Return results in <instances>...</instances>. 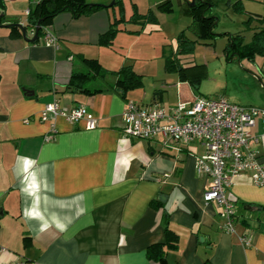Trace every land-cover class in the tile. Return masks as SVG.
I'll return each instance as SVG.
<instances>
[{
	"label": "crops",
	"instance_id": "crops-1",
	"mask_svg": "<svg viewBox=\"0 0 264 264\" xmlns=\"http://www.w3.org/2000/svg\"><path fill=\"white\" fill-rule=\"evenodd\" d=\"M4 1L3 24L25 25L26 11V17L13 11L17 0ZM85 1L108 5L110 0ZM166 1L165 6L157 7ZM236 1L217 3L234 15L228 16L229 22L219 17L215 39L241 33L247 43L253 29L245 20L264 19V0H239L242 10L232 7ZM194 2L152 0L145 11L138 6L136 9L140 13L153 10L155 22L148 23L159 25V16L173 15L177 5L180 20L195 38L181 29L175 52L179 33L197 39L198 29L189 10ZM7 4L13 12H7ZM123 8L127 19L132 12L128 14L124 0ZM118 15L115 3L77 17L68 10L57 13L45 26L58 46L44 44V34L39 42L30 43L18 31L0 26V264H264V210L258 209L264 206V186L254 184L251 172L236 177L226 191L234 201L236 215L234 231L226 232L221 207L203 198L211 180L195 169V156L204 152L201 144L191 142L179 147L171 142L164 144L160 135L140 139L122 134L121 113L128 100L170 106L200 95L191 94V78L165 68V49L157 56L162 60L158 64L165 73L179 76L173 81L175 98L163 103V89L157 82L146 87V74L136 67L141 49L131 55L124 47L129 49L151 32H145L147 22L122 24L112 45H100V34ZM255 26L253 21L251 27ZM245 30L251 32L248 41ZM33 33L26 29L27 36ZM215 39L196 45L213 44ZM226 48L227 61L238 60L236 56L229 59L231 51ZM193 53L182 56L181 62L186 58L193 64H203L201 80L208 76V66L191 59ZM82 57L96 59L108 71L131 64L143 75V85L127 90L124 96L114 87L113 75L95 76L81 86H71V72L85 67ZM243 60L247 59L238 61ZM260 64L264 77V60ZM98 85L102 89L99 92L84 89ZM146 88L151 89L150 96ZM54 100L66 108L84 105L95 119V128H85L84 120L69 122L61 116L40 120L43 107ZM52 126L53 137L46 140ZM261 131L257 120L249 134L254 137ZM250 147L264 162L260 145L251 140ZM159 193L166 195L164 201L157 198ZM153 200L159 202L158 207L151 206ZM165 214L176 235V246L165 243ZM243 238L248 240L247 245ZM156 243L163 244L164 262L147 255V248Z\"/></svg>",
	"mask_w": 264,
	"mask_h": 264
},
{
	"label": "built area",
	"instance_id": "built-area-1",
	"mask_svg": "<svg viewBox=\"0 0 264 264\" xmlns=\"http://www.w3.org/2000/svg\"><path fill=\"white\" fill-rule=\"evenodd\" d=\"M34 5L41 0H28ZM30 7L26 9L28 14ZM44 44L58 46L56 37L48 26L43 27ZM61 116L69 122L84 120L85 128H95V119L84 105L62 107L57 100L47 103L40 112V120ZM121 132L130 138L149 139L155 135L163 143H174L184 147L198 142L204 148L195 156V169L199 175H208L211 183L204 192L206 202L217 203L226 216L224 229L234 231V201L227 195V189L243 172H251L256 186H264V162L258 151L250 147V141L264 150V107L240 105L228 101L221 95L198 96L193 100H180L164 106L158 102L141 103L128 100L125 103ZM259 120L260 134L251 137L249 129ZM50 134L45 139L53 137ZM247 245L249 242L243 238Z\"/></svg>",
	"mask_w": 264,
	"mask_h": 264
},
{
	"label": "trees",
	"instance_id": "trees-1",
	"mask_svg": "<svg viewBox=\"0 0 264 264\" xmlns=\"http://www.w3.org/2000/svg\"><path fill=\"white\" fill-rule=\"evenodd\" d=\"M222 0H195L194 4L189 7L192 16V24L198 29L197 39L192 40L187 38L184 32L179 33L177 37V49L175 52L165 56V68L168 71H177L179 75L185 79H190L192 84L198 85L200 79L199 76L203 70V64H193L192 60L186 61L184 64L181 62L182 56L191 55L195 49V45L198 42L206 43L215 39L218 35L214 32V28L217 24V17L213 14V9L218 2ZM168 2L160 3L157 7H163ZM115 5L119 7L118 17H114L111 21L109 28L100 34L98 43L102 46L112 45L114 38L119 30H121L122 24L132 23L142 25L145 22H155V16L153 10H148L146 13H140L136 9V5L132 4V14L126 19L124 16L123 0H116ZM101 7H105L100 4H91L85 0H41L34 5H30V11L27 14V22L24 25L25 29L34 30L37 21L41 20V27L38 32L40 41L44 31L43 27L50 24L52 18L59 12L68 10L74 17L80 15H87L94 10ZM232 7L235 10H242V5L240 1L237 0L233 3ZM6 21L5 16V1L0 0V24ZM255 21L256 26L251 27V23ZM248 27L253 29V34L251 40L247 43L243 42V35L241 33L228 34L227 51H231L228 55L229 59H233L234 56L238 60L247 59L249 61H254L256 56L264 57V19L254 20L248 17L244 22ZM9 24V23H7ZM9 28L12 31L21 32L20 28L15 22ZM139 30H135L138 32ZM132 32V31H129ZM81 61L85 64L84 69L73 70L70 75L69 84L71 86H81L85 80L92 77H101L107 75L115 76L114 87H118L121 95L127 90L135 89L143 85V75L137 72L131 64H126L121 66L115 71H108L103 69L96 59L82 57ZM191 75L193 77H191ZM262 85H264V77L260 75ZM111 86V85H110ZM84 88V86H83ZM86 92L94 93L99 92L102 89L100 85L96 87L84 88ZM159 202L153 200L151 206L158 207ZM258 209L264 210V206H258ZM236 215L234 214V221ZM169 219L168 215L164 216V231H165V243L169 246H176V235L171 231L168 226ZM147 255L151 260H156L160 262L165 261V251L163 249L162 243L152 244L147 248Z\"/></svg>",
	"mask_w": 264,
	"mask_h": 264
},
{
	"label": "rangeland",
	"instance_id": "rangeland-1",
	"mask_svg": "<svg viewBox=\"0 0 264 264\" xmlns=\"http://www.w3.org/2000/svg\"><path fill=\"white\" fill-rule=\"evenodd\" d=\"M124 2L127 6L128 14H130L132 12L131 4L133 2L137 4L136 6H138L140 11H145L152 0H124ZM29 4L28 0H17L13 5V11L20 14L19 16L26 17L25 11L30 6ZM6 6L9 8L7 12H13L10 10L11 8L8 4ZM162 12L164 13V11ZM178 13L177 5L174 4L173 15L170 16L167 13L161 14L159 16V25L153 23L145 24V32L149 30L151 32L149 34L146 33L136 45L131 46L129 49L124 47L131 55L141 49V53H139L141 60L136 64V67L140 68L138 70L146 74V87H151L153 82H157V86L163 89L165 97L163 103L175 98L176 88L173 81H177L179 76L175 72L165 73L162 65L159 66L158 64L162 60H158L157 56L160 55L162 49H165L166 54L174 51L176 48L177 33L183 28L186 29V25L180 20L181 16ZM213 14L216 15L217 20L221 17L222 21L224 20L225 22L230 21L228 19L229 15H234L229 10H226L224 5L214 7ZM222 21L220 22L222 23ZM218 22L215 30H219L220 28V23ZM186 34L190 38H195L192 31L188 29H186ZM244 34L245 41L250 40L251 32L245 30ZM227 38L219 36L213 44L199 43L196 45L191 59L195 62L206 63L208 66V76L203 77L198 85L197 83L192 84V86L187 84L191 90V94L193 92L207 97L221 95L228 101L240 105L252 104L264 106V85H262L259 78L261 75L259 71L260 63L264 58L258 56L255 61H227L224 51L227 45ZM186 60V58H183L182 62H186ZM165 79L168 80L167 83H165ZM162 85H164L163 88ZM196 85L198 88H196ZM165 89L169 93L165 92ZM146 91L147 96H150L151 89L146 88ZM170 93L172 95L168 96Z\"/></svg>",
	"mask_w": 264,
	"mask_h": 264
},
{
	"label": "water",
	"instance_id": "water-1",
	"mask_svg": "<svg viewBox=\"0 0 264 264\" xmlns=\"http://www.w3.org/2000/svg\"><path fill=\"white\" fill-rule=\"evenodd\" d=\"M194 0H192V2H193ZM116 2V0H112L108 5H103V6H112L114 3ZM92 4V3H91ZM101 5V4H100ZM217 20V19H216ZM17 24V26L20 28V30H21V32H22V35H23V37H24V39L26 40V41H28V42H30V43H35V42H37V40L39 39V35H38V32H39V30H40V27H41V20H38L37 21V24H36V26H35V28H34V33H33V36L32 37H29V36H27V34H26V29H25V27H24V25H22L21 23H16ZM12 24H5V25H1L0 24V26H6V27H9V26H11ZM261 80V79H260ZM262 83V82H261ZM157 198L159 199V200H161V201H164L165 200V198H166V195L164 194V193H159L158 195H157ZM1 210V209H0Z\"/></svg>",
	"mask_w": 264,
	"mask_h": 264
}]
</instances>
